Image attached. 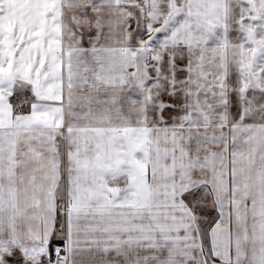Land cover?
I'll return each instance as SVG.
<instances>
[{"label":"snow or ice","instance_id":"obj_1","mask_svg":"<svg viewBox=\"0 0 264 264\" xmlns=\"http://www.w3.org/2000/svg\"><path fill=\"white\" fill-rule=\"evenodd\" d=\"M0 264H264V0H0Z\"/></svg>","mask_w":264,"mask_h":264}]
</instances>
